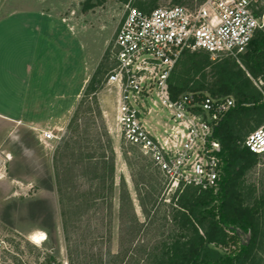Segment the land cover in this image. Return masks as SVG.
Segmentation results:
<instances>
[{
  "label": "rangeland",
  "instance_id": "obj_1",
  "mask_svg": "<svg viewBox=\"0 0 264 264\" xmlns=\"http://www.w3.org/2000/svg\"><path fill=\"white\" fill-rule=\"evenodd\" d=\"M85 1L0 0V21L19 11L25 16L48 13L58 20L55 37L48 39L43 33L35 50L25 42L35 57L27 65L38 96H54L60 88L64 92L56 83L64 77L72 82V88L67 84L66 101L33 102L34 98H23V84L16 83V92L10 93L11 85L4 81L0 112L22 120L14 123L0 117V264H167L173 245L190 236L180 226L181 212L173 202L177 196L152 163L121 139L115 124L116 95L105 83L114 67V39L126 5L142 3L146 9L180 5L193 10L205 0H104L103 5L83 12ZM36 16L19 18L32 24ZM48 21L43 18L40 23L44 27ZM59 21L70 25L74 34L79 28L89 32L71 35ZM60 32L65 35L61 46ZM64 52L69 55L66 61ZM87 55L90 78L82 87ZM222 62L214 61V66ZM230 69L243 72L252 93L260 92L258 87L263 91L264 70L258 65V74L243 60L231 62ZM206 78L210 88L214 67L207 68ZM93 79L98 89L91 92ZM26 103L34 104V115L21 117ZM32 118L34 124L27 121ZM259 127L252 121L242 137ZM43 130H54L56 139L46 145L39 142ZM240 191L245 205L264 200V158L247 172ZM213 199L207 210L217 213L220 193ZM257 225L256 246L244 264H264V208ZM224 228L237 235L241 244L249 238V232L238 226ZM37 233L46 239L42 244L31 241ZM210 249L235 262L240 252L214 245Z\"/></svg>",
  "mask_w": 264,
  "mask_h": 264
},
{
  "label": "built area",
  "instance_id": "obj_2",
  "mask_svg": "<svg viewBox=\"0 0 264 264\" xmlns=\"http://www.w3.org/2000/svg\"><path fill=\"white\" fill-rule=\"evenodd\" d=\"M259 33L264 0H205L193 10L173 5L148 12L125 6L105 87L116 95L121 139L152 163L174 196L220 191L225 163L216 132L236 107L234 95L204 91L172 99L169 80L177 63L185 52H203L212 61L241 64ZM55 139L54 130L39 135L44 145ZM239 144L264 158V124Z\"/></svg>",
  "mask_w": 264,
  "mask_h": 264
},
{
  "label": "trees",
  "instance_id": "obj_3",
  "mask_svg": "<svg viewBox=\"0 0 264 264\" xmlns=\"http://www.w3.org/2000/svg\"><path fill=\"white\" fill-rule=\"evenodd\" d=\"M103 4L104 0H86L82 11L87 12ZM137 8L146 12L155 9H146L142 3ZM199 53L185 52L177 63L169 80L172 99L175 100L188 91H204L212 96L234 95L236 107L229 112L216 132L223 148L225 163L218 211L214 213L207 210L214 201L213 193L197 195L194 191L187 190L173 198L181 212V229L189 232L190 236L184 243L173 245L167 264H244L250 259L256 246L257 218L264 208V200L258 199L251 206L244 203L240 191L241 182L247 172L258 165L260 159L249 150L241 148L239 143L244 139L242 131L252 121L258 127L264 124V97L260 92L252 93L251 84L243 79L241 70L233 72L230 69V63L235 64V61L226 59L220 65L214 66L209 54ZM242 60L253 74L259 73L255 69L257 65L260 71L264 70V33L256 36ZM211 67L215 68V79L209 88L206 83V70ZM97 85L94 79L91 80L90 91H96ZM63 156L64 154L61 155L62 158ZM224 226H238L249 232V238L241 244L239 237L230 234ZM211 245L229 250L233 248V254L240 250L238 256L236 255L237 262L230 257H222L217 251L210 249Z\"/></svg>",
  "mask_w": 264,
  "mask_h": 264
},
{
  "label": "crops",
  "instance_id": "obj_4",
  "mask_svg": "<svg viewBox=\"0 0 264 264\" xmlns=\"http://www.w3.org/2000/svg\"><path fill=\"white\" fill-rule=\"evenodd\" d=\"M33 14L34 13L29 12V15L25 16L23 11L22 12L19 11L15 14H11L3 18L0 21V100H4V91L6 89L5 87L6 83H4V81L6 80L9 83V86L11 85L9 89H11L12 91L10 93L16 92L13 89L16 83L20 82L21 84V85L19 84L20 86H22L23 84L24 88L22 87L20 90L23 89V93H24L23 98L25 97L24 99L29 98V100L31 101L32 98H34L33 102H36V101L38 102L41 100L46 101V100L60 98V100L66 101L67 84H69L70 85L69 87L72 88L71 77L70 79L64 77V79L57 81L56 83L59 86V88L63 86L65 91L62 92V89L60 88L58 94H55L54 96H50V97L49 96H45V98L39 97L38 96L39 91L38 89H36V86L35 88L34 86H31V81H32L31 76L33 72L31 71L32 69L30 68V66L27 65V63H28V59H32V58L35 59V57H32L33 50L29 51V49L25 47V42H28L29 47L34 48L35 50L38 47V44H40L43 41L42 39L43 33L45 37H47L48 39H51V37L54 36L55 22L58 21L56 17H52L50 14L48 13L45 14L43 12H40L39 14H34L35 16L37 15L36 17L38 19H37V22H34L32 24H26L24 20L22 23V19L19 18V16L21 17L23 16L25 18L29 16L30 18V16H34ZM36 17L34 19H36ZM39 18H41V20L43 18H46L49 21L48 23H45L43 27L42 24L44 22L40 23L41 20ZM59 22L61 23V26L69 29L68 31L70 32L71 35H79V34L85 35L87 34L86 32H89L86 28H79L78 31L74 34L72 28H70V25H68L65 21H59ZM42 27L45 29H43ZM26 32L30 33L29 38L24 37ZM60 33H61L60 34L61 37L59 38L60 39L59 42L60 41L62 42V44H60L61 46V45H64L65 43V41L62 39V36L63 38H65V35L63 34V32H60ZM63 48L65 49L64 46ZM64 53H65L64 60L66 61L69 55L67 56L66 52ZM88 55L86 58V62H87L86 70H85L84 77L82 79V84H81L82 87L86 86L90 78L89 77V65H90L89 60L90 59ZM29 71H31V73ZM18 73L20 75L19 78L17 77ZM37 88H39V86ZM30 89L32 90L30 91ZM69 90L72 91L71 89ZM62 97L64 99H61ZM70 97L72 99V96ZM33 106L31 103L29 104L26 103V105L22 108L20 112L21 117L23 115H30V114L31 116H33L34 115L32 112L34 111L32 109ZM71 109H72V104L69 106V110ZM0 117L3 120H8L14 123L22 120L21 118H18V119L9 118L6 115H4V113L2 112H0ZM27 121H29L30 124H34L33 118Z\"/></svg>",
  "mask_w": 264,
  "mask_h": 264
},
{
  "label": "bare ground",
  "instance_id": "obj_5",
  "mask_svg": "<svg viewBox=\"0 0 264 264\" xmlns=\"http://www.w3.org/2000/svg\"><path fill=\"white\" fill-rule=\"evenodd\" d=\"M46 239L44 238V235L42 234V233H40V234H33L32 236H31V241L33 242V243H41V242H43V241H45ZM42 244V243H41Z\"/></svg>",
  "mask_w": 264,
  "mask_h": 264
}]
</instances>
